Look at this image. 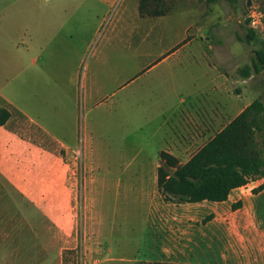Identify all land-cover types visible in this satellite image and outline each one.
I'll list each match as a JSON object with an SVG mask.
<instances>
[{"label": "rangeland", "instance_id": "rangeland-1", "mask_svg": "<svg viewBox=\"0 0 264 264\" xmlns=\"http://www.w3.org/2000/svg\"><path fill=\"white\" fill-rule=\"evenodd\" d=\"M90 1L92 8L84 13L72 14L73 6L65 7L71 21L61 17L54 24L62 47L73 41L80 45L76 55L54 56L51 62L54 81L60 75L69 81V108L63 119L55 112L53 133L55 141L63 139L72 147L57 152L69 164L72 208L68 216H54L51 231L48 215L32 201L4 200L0 256L7 264L177 259V214L202 204L166 201L158 191L163 123L175 109L177 114L195 102L201 91L210 95L204 75L211 64L233 75L264 47V0H145L144 15L139 14L141 0ZM253 11L260 15L257 27L250 22ZM253 32L249 42L238 38ZM200 50L209 55H199ZM257 78L253 81L259 83ZM253 81L245 84L246 98ZM234 90L243 91L242 85L236 83ZM258 94L264 103V89ZM53 97L56 102L57 94ZM259 149L264 158V143ZM255 202L264 222V194ZM205 217L195 223L198 238L204 235Z\"/></svg>", "mask_w": 264, "mask_h": 264}, {"label": "crops", "instance_id": "crops-1", "mask_svg": "<svg viewBox=\"0 0 264 264\" xmlns=\"http://www.w3.org/2000/svg\"><path fill=\"white\" fill-rule=\"evenodd\" d=\"M90 2L0 0V100L11 112L7 122L0 125V215L5 210L4 200L24 197L46 212L51 231L54 216H68L73 201V190L68 181L69 164H65L57 153L72 147L63 139L56 138L55 141L53 133L55 112L63 119L69 108L68 97L65 99L69 81L61 75L54 81L51 62L54 56L76 55L80 48L76 41L62 47L63 39L55 33L54 24H60L56 21L61 22V17H66V23L71 21L64 13L65 7L73 6L72 14L73 11L84 13V9L92 8ZM198 54L209 55L208 50H200ZM211 65L204 75L208 79L206 86L211 89L210 95L201 91L195 102L178 108L177 114L175 109L165 119L159 157L165 151L176 157L180 164H185L247 106L259 99L257 93L264 89V70L250 75L234 70L230 75L221 66ZM256 76L260 77L257 78L259 83L253 81ZM249 80L253 81L252 96L246 98L245 84ZM236 83L242 85L243 91L234 90ZM54 93L57 94L56 102ZM184 102V99L180 100V104ZM2 104L0 101V107ZM56 125L60 126V120ZM156 177L158 180V169ZM263 181V178L254 179L233 189L226 201L205 200L198 202L202 207L197 210L183 209L177 214L180 230L173 241L174 248L181 254L167 263L264 264V222L258 218L255 202L264 194V189L254 192L257 184ZM237 201L242 202L244 210L233 208ZM237 210L240 211L235 213ZM207 214H212L213 218L203 230L199 229L204 235L198 238L195 223ZM199 248L202 250L200 256L195 255ZM0 264H7L4 256H0Z\"/></svg>", "mask_w": 264, "mask_h": 264}, {"label": "trees", "instance_id": "trees-1", "mask_svg": "<svg viewBox=\"0 0 264 264\" xmlns=\"http://www.w3.org/2000/svg\"><path fill=\"white\" fill-rule=\"evenodd\" d=\"M212 2L215 0H206ZM145 0L139 4V13L146 14ZM249 23V19H246ZM242 42L255 38L254 32L238 37ZM264 70V47L254 52L245 75L259 74ZM1 104L3 103L2 100ZM0 107V125L11 116L4 104ZM264 143V103L255 99L236 118L210 139L185 164L173 155L162 151L158 167L157 186L166 201L173 203L223 202L231 191L246 185L258 176L264 179V158L259 144ZM264 189V181L254 192ZM242 206L241 201L233 208ZM213 218L210 214L204 221ZM138 264H172L167 262H139Z\"/></svg>", "mask_w": 264, "mask_h": 264}, {"label": "built area", "instance_id": "built-area-1", "mask_svg": "<svg viewBox=\"0 0 264 264\" xmlns=\"http://www.w3.org/2000/svg\"><path fill=\"white\" fill-rule=\"evenodd\" d=\"M250 22L254 27H257L260 25V15L256 13L255 11L252 12V15L250 17Z\"/></svg>", "mask_w": 264, "mask_h": 264}]
</instances>
